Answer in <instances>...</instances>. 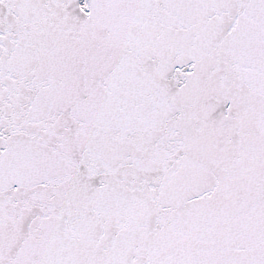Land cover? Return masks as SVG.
<instances>
[{
  "label": "snow or ice",
  "instance_id": "1",
  "mask_svg": "<svg viewBox=\"0 0 264 264\" xmlns=\"http://www.w3.org/2000/svg\"><path fill=\"white\" fill-rule=\"evenodd\" d=\"M0 264H264V0H0Z\"/></svg>",
  "mask_w": 264,
  "mask_h": 264
}]
</instances>
